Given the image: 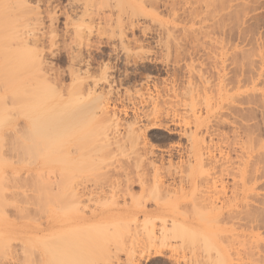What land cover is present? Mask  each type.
I'll list each match as a JSON object with an SVG mask.
<instances>
[{
    "label": "rangeland",
    "instance_id": "1",
    "mask_svg": "<svg viewBox=\"0 0 264 264\" xmlns=\"http://www.w3.org/2000/svg\"><path fill=\"white\" fill-rule=\"evenodd\" d=\"M73 1L0 0V264L49 237L50 264H264V0ZM88 60L91 96L69 76ZM62 168V197L91 192L69 207ZM163 220L192 233L131 250Z\"/></svg>",
    "mask_w": 264,
    "mask_h": 264
},
{
    "label": "bare ground",
    "instance_id": "2",
    "mask_svg": "<svg viewBox=\"0 0 264 264\" xmlns=\"http://www.w3.org/2000/svg\"><path fill=\"white\" fill-rule=\"evenodd\" d=\"M73 1V0H72ZM76 1L74 0L71 4H70V7L74 10V11H77L78 9H79V7H77L75 4ZM81 8V7H80ZM88 10V9H87ZM86 11V10H85ZM84 12V11H83ZM77 13V12H76ZM84 13H86V12H84ZM78 27V31L80 32V29H79V26H77ZM76 27V28H77ZM76 30V29H75ZM77 31V33H79ZM76 33V32H75ZM79 35H81V34H79ZM79 56V57H78ZM80 54L78 55V54H76V56H72L71 57V62H73V64H77L76 63V60L75 59H77V58H79V60H80ZM82 59V58H81ZM90 60V59H89ZM87 61V67H86V70L83 72V71H81V69L80 70H78L77 68L76 69H74V70H72L73 68V66L71 67L72 69V71H70V77H71V80L72 81H74V82H77V83H75L74 85H75V87L73 86L72 87V89L73 88H75L77 91H79V92H81L83 89H85L86 88V92H87V94H88V96H91V95H96V87L99 85V82H93V84H89L87 81H85L87 78H88V75L90 74V67L92 66V64H93V61H94V59L92 58V60L93 61ZM81 61V60H80ZM107 66H105V69H104V79L106 80L108 77H106L107 76V74H106V71H107ZM83 75L85 76V77H83ZM107 81V80H106ZM73 82V83H74ZM79 83V84H78ZM105 106V105H104ZM104 108V107H103ZM78 121V120H77ZM77 121H76V116H69V118H68V123L70 124V126H74V124H77ZM69 124H68V128H69ZM36 127V126H35ZM34 127V128H35ZM38 128V127H37ZM37 128H35V129H37ZM57 138V137H56ZM59 138V137H58ZM53 154V153H52ZM191 155H193V157L195 158V160H196V162H198V163H202V161H203V159H202V153H201V149H199L198 147L196 148V146H193V149H192V151H191ZM56 158V157H55ZM78 158V157H77ZM76 158V159H77ZM51 160V159H50ZM53 160L54 161H50V162H55V159L53 158ZM49 162V161H48ZM56 164H57V161H56ZM154 165V164H153ZM67 170H69V169H67ZM66 170V168H62V169H57V170H49V171H52V172H49L53 177H51L52 179H53V181H52V179L50 180V182L49 183H47L48 184V188L51 190V192H52V194L50 195V196H52L53 197V201H51V198L52 197H50V200L49 201H51V202H49V204H51L52 202H53V204L54 205H56L57 207H58V205H59V207L62 205L61 203H63V204H65V202L64 201H66V202H68L67 203V207H69L70 205H72V202H74L75 203V200L77 199V200H79V199H81L80 197L81 196H83V195H81V192H82V194H84V192L83 191H85L84 189H83V191H81L80 193H74V195H73V200H72V202H71V200L70 199H68L69 201H70V204H69V201H67L64 197L66 196H68L67 195V193L68 192H70L71 191V189H70V185L68 184V183H70L71 182V175H70V173H69V171H67ZM153 170H154V172L157 174V172H158V170H159V168L158 167H155L154 166V168H153ZM43 173V172H42ZM48 173V172H47ZM48 173V174H49ZM39 174V175H38ZM36 176H40V175H42L41 174V172L40 173H38ZM67 174H69V175H67ZM251 174H252V172H251ZM253 174H254V172H253ZM260 174V173H259ZM68 176H70V178H68ZM38 177H36V178H38ZM41 178H43V175L41 176ZM68 179V180H67ZM38 180L39 181H41L40 180V177L38 178ZM70 180V181H69ZM52 181V182H51ZM155 189H156V191H152L153 193V195H154V197L156 196H158L159 197V200L157 199V201H159L160 202V204H161V201H160V194H162L163 195V193H165V189H167L168 190V187H165V182L164 181H161V180H156L155 181ZM50 184V185H49ZM142 185H144V183L142 184ZM50 186V187H49ZM144 188H145V186L143 187V189H142V191L144 190ZM68 190H70V191H68ZM87 191V190H86ZM85 191V192H86ZM217 191V190H216ZM218 191H222V190H218ZM218 191H217V194H218ZM50 192V193H51ZM61 192V193H60ZM88 192V191H87ZM214 192V191H213ZM58 193H60V194H58ZM91 193V192H90ZM89 192H88V194H90ZM167 194H168V192H166ZM211 193V192H210ZM219 193H221V192H219ZM64 194V197H62V195ZM66 194V195H65ZM69 194V193H68ZM216 194V193H215ZM216 194V195H217ZM221 194H224V192L222 191V193ZM57 195H61L59 198H57ZM128 195V194H127ZM133 195V194H132ZM161 195V196H162ZM166 195V194H165ZM169 195V194H168ZM79 196V197H78ZM62 197V198H61ZM84 197V196H83ZM155 197V198H156ZM157 197V198H158ZM164 197V196H163ZM168 197V196H167ZM205 198V197H207L206 196V194H205V196H202L200 199H202V198ZM209 197V196H208ZM208 197L207 198H205L203 201L201 200L200 201V199L198 200L201 204L203 203V202H206V201H208V202H206V204H210V206L213 204V201H212V199H208ZM68 198V197H67ZM169 198H171V197H169ZM82 200V199H81ZM198 201H196V202H198ZM78 201H76V203H77ZM79 202H81L80 200H79ZM195 202V203H196ZM215 203V202H214ZM160 204H158V203H156L155 204V207H164V206H162V205H160ZM167 204V203H166ZM174 204H176L177 206H179V207H183V206H181V204L183 205H187V204H189V203H187V200H185V199H176L175 200V203H173L171 206H174ZM194 204V203H193ZM197 204V203H196ZM208 204V205H209ZM53 205V206H54ZM208 205H206L207 207H208ZM55 206V207H56ZM197 207L198 206H201L200 204H198V205H196ZM205 205H204V203L202 204V207H206ZM61 207H63V206H61ZM64 207H65V205H64ZM72 207V206H71ZM211 207H214V206H211ZM131 211L132 210H130V208H128L127 210H125V212H124V215H129L130 213H131ZM148 214L149 213H147L146 215L148 216ZM147 221H148V219H147ZM146 221V222H147ZM169 221V220H168ZM168 221H164L163 220V225H162V228H161V230L159 231V232H157V230H156V228H155V225H152V227L151 228H147L146 229V231L144 232L145 234H143V237H140L139 235H138V233L137 232H135L134 234H135V236L131 239V243H130V245H131V250L133 251L134 249H135V247H140V246H142V248H145V247H148L149 249H155V251H154V254L155 255H160V254H162V251H161V249H159V248H156V244L159 242V243H161V244H164V243H166L167 242V239L168 238H170L171 236H172V233H176L177 232V229L180 227L181 229V233H192V231L189 229V227H186V226H184V225H177V224H175L176 222H173V225H172V227L171 228H169L168 227V224L169 223H167ZM172 224V223H171ZM178 227V228H177ZM175 228H177L175 231H174V229ZM50 229H52V227H50L47 231L49 232V234L51 235V233H53V231L52 230H50ZM13 231H11V229H7V231H6V233H5V239L3 240L4 242H2V246H4V248H3V250H5L6 252H5V255H9V252L11 251V249H12V246L13 247H15L16 245H12V241H11V235L13 234L12 233ZM60 236H57V239H60L61 241H62V239H63V237L65 238V236H64V234L62 235V237H60ZM21 238H24V240H25V236H23V237H21ZM145 239V240H144ZM23 240V239H22ZM45 240V241H44ZM60 240H58V242L60 241ZM60 241V242H61ZM25 242V241H24ZM23 242V243H24ZM59 242V243H60ZM26 243V242H25ZM37 243V245L35 244L34 245V243H33V246L35 247V246H39V243L38 242H36ZM58 243V244H59ZM49 244H52V243H50V237H49V239L47 240V238H43V240L42 241H40V246L41 245H44L45 246V249L44 250H42V249H39L38 251H40V252H37V253H40L39 254V260H38V258H37V260L39 261V264H50V261H51V259H54L55 258V255H57L56 257H59L60 256V254H54V253H56L57 252V250H55L56 248H55V246H52L53 247V249H51L50 247V245ZM65 244L67 245V243L65 242ZM65 244H63V245H65ZM59 245H61V244H59ZM26 246V245H25ZM17 247V246H16ZM16 247H15V249H16ZM23 248L24 247H22V250H19V251H23L22 253L24 254V251L27 249H25L24 248V250H23ZM62 249H63V246L61 247ZM64 248H65V246H64ZM50 249L52 250L51 252L52 253H49V251H50ZM17 250V249H16ZM15 250V251H16ZM55 250V251H54ZM129 251V250H128ZM26 252V251H25ZM54 252V253H53ZM21 253V254H22ZM22 254V256H25V255H23ZM52 254V255H51ZM51 255V256H50ZM59 255V256H58ZM16 258H18V256H17V254H16ZM15 264H16V262H15Z\"/></svg>",
    "mask_w": 264,
    "mask_h": 264
}]
</instances>
